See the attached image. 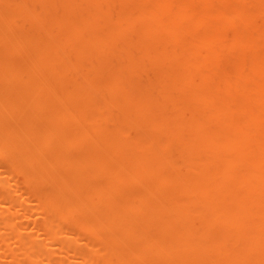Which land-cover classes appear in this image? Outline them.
Instances as JSON below:
<instances>
[{
	"label": "bare ground",
	"instance_id": "bare-ground-1",
	"mask_svg": "<svg viewBox=\"0 0 264 264\" xmlns=\"http://www.w3.org/2000/svg\"><path fill=\"white\" fill-rule=\"evenodd\" d=\"M0 264H264V0H0Z\"/></svg>",
	"mask_w": 264,
	"mask_h": 264
},
{
	"label": "rangeland",
	"instance_id": "rangeland-1",
	"mask_svg": "<svg viewBox=\"0 0 264 264\" xmlns=\"http://www.w3.org/2000/svg\"><path fill=\"white\" fill-rule=\"evenodd\" d=\"M262 23V21L260 20H258L257 21V25H259V24H261ZM257 27V26H256ZM220 47H217L216 48V50H217V53H219L220 52ZM215 52V51H214ZM217 65H219L221 68H224V69H229L228 67H229V65H228V63H227V61H226V59H225V57L222 55H220L219 56V58H218V60H217ZM228 66V67H227ZM246 66V67H245ZM211 67H212V65L211 64H209V65H206L205 67H204V72L206 73V74H210V69H211ZM237 67L240 69V70H244V69H246L247 67H248V63L247 62H242L241 64H238L237 65ZM217 81H219V78H217V77H214Z\"/></svg>",
	"mask_w": 264,
	"mask_h": 264
}]
</instances>
